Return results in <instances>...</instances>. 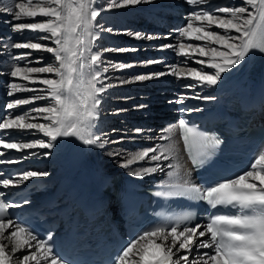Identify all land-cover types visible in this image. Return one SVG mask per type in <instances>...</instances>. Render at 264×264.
<instances>
[{
	"label": "snow or ice",
	"instance_id": "6c2138e0",
	"mask_svg": "<svg viewBox=\"0 0 264 264\" xmlns=\"http://www.w3.org/2000/svg\"><path fill=\"white\" fill-rule=\"evenodd\" d=\"M155 2L156 0H108L106 5L98 7L96 0H23V2L12 0L7 10L12 14L13 19L19 21L28 18L33 21L14 23L12 30L14 32L30 30L46 35L31 37L25 42H15L11 47L50 53L52 62L38 67L17 66L9 73L11 77H19L33 85H42L43 88L10 83L7 93L9 96L17 92H31L33 95L10 100L5 105L6 109L34 104L35 101L46 103L43 106H34L23 113L9 112L0 118V130H27L30 134L42 133L46 139L15 142L0 135V147L4 150L14 149L20 152L32 149L48 150L40 153L32 152L30 155L50 156L52 154L50 150L56 146L58 138L61 137H75L84 145L100 148L105 144L121 143L123 136L112 140L107 138L106 133H98L94 129L101 116L100 105L104 93L116 86L106 83L108 78L103 74L109 69L108 66L101 67L105 64L103 52H126L129 49L106 48L93 51L100 31L113 32L112 28H102L97 23V17L113 8ZM186 3L192 6L207 5V7H201L199 10L194 7L186 25L177 30L178 37L181 38L180 42L177 45H161V48H172L178 56L186 60H192L196 55L207 57V60L199 59L195 62L206 65L213 71H206L205 67L178 68L173 65L170 66L168 73L139 74L131 80L119 81L120 84L173 75L178 79L190 78L195 81L194 84L186 85L189 88L197 86L213 88L221 82L223 74L240 66L250 54H255L256 51L264 53V0H240L238 5L231 6L214 4L213 0H186ZM37 16L46 19L36 22ZM194 21L199 22V26L194 27ZM213 26L223 30V33L209 30ZM136 35L141 36L140 33ZM144 38L154 37L148 35ZM183 38L206 41L207 44L184 43ZM33 39L37 42H32ZM40 41H50L53 46ZM31 55L32 53H22L17 59L24 60ZM36 63L39 61L37 60ZM144 63L152 64L160 61L150 60ZM111 67L123 69L133 65L113 63ZM37 92L46 95L36 94ZM193 98L206 101L217 99L216 96L199 95ZM177 102L183 104L184 98H179ZM116 111L119 113L125 110ZM181 111L191 112L200 109H181ZM37 119H42L44 122H34ZM178 126L192 164L196 168L212 165L213 157L223 141L215 134L200 131L195 125L190 126L185 119L181 118ZM170 130L166 129V131ZM111 131L115 133L117 129L113 128ZM135 131L142 133L143 129L137 128ZM159 139L166 140L169 137L161 136ZM114 154L120 155L119 152ZM4 156L5 152L0 151V157ZM172 156L171 146L153 147L132 155L121 164V167L127 169L137 161L156 162L153 167H142L130 173L141 178L157 172H165V168H172L173 171L166 173L172 178L171 182L165 184V191L156 192V196L188 197L204 201L216 211L209 214L207 222L203 225L196 223L189 226L192 217L184 215L175 217L170 227L160 224L144 229L121 248L114 264H264V145L257 148L252 156L253 163L248 170L237 174L234 178L216 180L211 186L192 183L187 178V172L180 175L179 164L161 163L170 160ZM26 158L27 156L0 159V165L18 163L19 159ZM48 175L46 170H25L21 174H10L8 177L0 173V186L4 189L10 186L18 187L31 178ZM0 196H3V193H0ZM29 203L28 199H24L22 203H11L0 199V240H7L12 244L10 252H6L7 245L0 243V264H30V262L41 264V261L45 264H69L54 252L51 234L40 239L35 229L27 226L26 221L16 222L11 218L8 209L20 208L22 204ZM10 228L12 231L5 236L4 233ZM201 228L203 230H200ZM202 237L207 239H200ZM145 240L147 243L141 245V241ZM157 240L160 243H157ZM193 246L196 255L189 261ZM25 248L29 249L28 254L13 261L14 254ZM149 248L156 249V252L150 255ZM134 249L137 250L136 253ZM200 249H212V252L201 254ZM181 252L185 254L180 255ZM136 254L139 255L138 262L130 259Z\"/></svg>",
	"mask_w": 264,
	"mask_h": 264
},
{
	"label": "bare ground",
	"instance_id": "6f19581e",
	"mask_svg": "<svg viewBox=\"0 0 264 264\" xmlns=\"http://www.w3.org/2000/svg\"><path fill=\"white\" fill-rule=\"evenodd\" d=\"M240 3V0H213L214 4L231 6ZM23 2V0H21ZM12 0H0V118L6 116L9 112L12 113H23L26 110L34 106H43L45 101H35L34 104L22 105L15 109L8 110L5 105L15 98H27L33 95L31 92H17L13 96H9L7 93L9 91V84L12 82L25 84L28 87H34L37 89L43 88L39 84H31L29 81H24L19 77H11L9 73L14 70L19 64L21 67L31 66L38 67L50 64L46 59L49 55L47 52H38L32 49H14L11 45L15 42H25L28 38L35 37L38 35H46L44 33L32 32L30 30H23L22 32H14L12 30V24L21 22H33L31 19L23 18L19 21L13 19L12 14L8 12V7L11 6ZM108 3V0H96V6H104ZM196 7L199 10L201 7L206 8L207 5L192 6L186 3V0H156L153 4H142L136 6H127L124 8H113L111 10H106L102 12L100 16L97 17V23L102 26V28H112L113 32L109 33L107 31L99 32V39L95 42L93 51L97 49H129L126 52H103L104 65L101 67L108 66V72L103 75L108 79L106 83H112L116 86L109 88L103 95V101L100 105L101 116L97 121V127L94 131H101V133H106L108 139H118L123 136L124 139L119 144H105L103 148L90 145V150L87 151L84 144L77 140L75 137H61L58 138L56 146L51 149L50 156L44 155H30L32 152L40 153L42 151L48 150H24L22 152L12 150H4L0 147L1 151L5 152V155L9 158H21L27 156L26 159H19L18 163L11 164V168L17 166L18 164H25V170H42L39 167L41 163H45L43 166L49 173L46 177H34L29 181L24 182L18 187L10 186L8 189H4L0 186V193L3 196H9L14 194L19 188L31 187L32 190H36V195L50 194L51 191L56 189L63 180L70 174L72 169V164L74 161V156L78 154L79 151L83 153H88L90 157V162L93 166L106 171L107 173H114L116 171L124 172L129 176L138 179L149 181L152 178H166L167 172L173 171L172 168H165V172H157L151 176H145L143 178L136 177L130 173L133 170H139L142 167H153L156 162L153 161H137L125 169L121 167L132 155L149 148H159L162 146H171L173 151V156L170 160L161 161L162 164L167 165L169 163L179 164L180 168L184 165L181 156V146L178 138L174 137L173 129L171 125L164 123L163 121L153 123V121H146L148 119L154 118L158 114L157 120H162V117L170 119L172 122V117L175 113V106L180 104L177 100L181 97L184 98V103L192 101L195 106H200L205 101L203 99H195L196 95L203 96H215L218 91L222 88L228 86V82L232 80H237L242 77L248 70V64L251 60L250 57H246V61L242 63L237 68L233 69L229 73H225L222 76L221 82L218 83L213 88L197 86L195 88L186 87L188 84H194L195 81L190 78H180L178 79L173 75H164L158 78H152L146 81H134L131 83L120 84L119 81L124 79H133L139 74L148 73H159L170 71V66H177L178 68H189V67H205L206 71H213L206 67V65H199L195 61L199 59L207 60V57L194 56L192 60H186L184 57L178 56L172 48L162 49L161 45H177L180 42L177 30L180 29L181 25L173 24L174 17L176 18L180 15V21L185 23L188 22V17L193 8ZM251 10V9H250ZM46 19L40 16L35 18L36 22ZM151 19V20H150ZM150 20V21H149ZM165 20H168L166 27H161V24ZM176 20V19H175ZM141 21V26L139 31L136 30L139 27ZM147 21V23H144ZM194 27L199 26V22H193ZM145 26L151 27L153 33L145 31ZM157 26V27H153ZM171 28L168 31H163L164 28ZM164 33L161 34L160 32ZM213 31L223 30L215 28L213 26L211 29ZM140 33L141 36L138 37L136 33ZM173 36H171V35ZM151 35L153 39H146L145 36ZM173 37V38H172ZM32 42H37L34 39ZM42 43L48 44V46H53L50 41H40ZM184 43L205 45L206 41H196L183 38ZM211 47H217L216 45H210ZM22 53H32L31 56L25 57L24 60L17 59ZM166 55H165V54ZM153 54H156L155 57ZM164 55L170 58V61H161L163 58L160 56ZM44 55V56H43ZM41 58L36 63V58ZM157 58L155 60L160 61V63L146 64L144 62ZM131 64L133 67H127L123 69H113L111 64ZM41 75V74H33ZM51 75V74H43ZM36 94H45L37 92ZM140 105L145 107L141 108ZM117 109H124L125 111L117 113ZM35 115V114H33ZM27 122V121H26ZM34 122L43 123L42 119H37ZM163 126V128H159ZM109 128V129H108ZM115 128L117 132L113 133L111 130ZM143 129L142 133H137L135 129ZM107 129V130H106ZM166 129H171L166 131ZM99 133V132H98ZM0 135H4L7 140L15 142H28L34 139H46L42 133L30 134L27 130H0ZM161 136H168L169 139H159ZM155 141H160L159 145L153 144ZM119 152L120 155H115L114 153ZM152 153H150L151 155ZM101 160V161H100ZM21 174V173H19ZM18 175V174H17ZM12 229H8L4 235L8 236ZM171 239V238H170ZM200 239H207V237H202ZM160 243L159 240L156 241ZM0 243L7 245L5 251L10 252L12 244L7 240H0ZM147 243V240L141 241V245ZM140 245H138V248ZM178 247V245H177ZM35 251V249H31ZM134 253L137 252L136 249L133 250ZM150 255L156 252V249H148ZM175 251V249H173ZM193 251L196 252L193 246ZM29 249L25 248L23 251H18L13 256V261L17 258L22 257L24 254H28ZM199 252L202 254L204 252H212V249H200ZM20 254L19 257H16ZM181 252L180 255H184ZM191 254V253H190ZM196 254V253H195ZM195 256V255H194ZM193 256V257H194ZM189 256V261L193 259ZM130 259L139 261V255L136 254L131 256ZM175 259V257H174ZM30 264H35V262H30ZM41 264H45L41 261Z\"/></svg>",
	"mask_w": 264,
	"mask_h": 264
},
{
	"label": "rangeland",
	"instance_id": "374dc122",
	"mask_svg": "<svg viewBox=\"0 0 264 264\" xmlns=\"http://www.w3.org/2000/svg\"><path fill=\"white\" fill-rule=\"evenodd\" d=\"M231 2H232V1H231ZM232 3H233V2H232ZM233 4H234V3H233ZM238 4H239V3H238ZM238 4H237V5H238ZM221 15H223V14H221ZM175 19H176V20H179V19H180V15H178L176 18L174 17L173 20H175ZM144 23H147V21H144ZM185 25H186V23L183 22V21H181V27H180V28H182V27L185 26ZM140 27H142V26H141V21H140V23H139V27H137L136 30L138 29V31H139ZM153 27H157V26H153ZM170 28H171V26H170L169 28H164L163 31L166 32V31H168ZM151 29H152V28H151L150 26L147 27V28H146V26H145V31H147V32H151V34H152L153 32L150 31ZM163 31L161 32V29H160L161 34L164 33ZM137 33H138V32H137ZM166 33H167V32H166ZM170 35H171V34H170ZM171 36H173V35H171ZM172 38H173V37H172ZM212 47H214V46H212ZM164 54H165V53H164ZM153 55H154V57H155L156 54H153ZM165 55H166V54H165ZM43 56H44V55H43ZM167 56H168V55H167ZM146 58H147V56H146ZM149 58H150V57H148L147 59L149 60ZM46 59L51 63V62H52V55H49L48 57H46ZM155 59H157V58H153L152 60H155ZM160 59H161V57H160ZM169 59H170V58H168L167 61H170V60H171V59H170V60H169ZM35 60H42V59H41V58H38V56H37V58H36ZM149 61H150V60H149ZM161 61H165V62H167V61L164 60V59L161 60ZM18 66L21 67V64H19ZM157 119H158V114L155 115L154 118H152V119H148V120H146V121L149 122V121L152 120L153 123H157V122L159 123V122H161V120H157ZM159 128H163V126H159ZM108 129H109V128H108ZM106 130H107V129H106ZM97 132L101 133V131H97ZM158 143H160V141H155L153 144H155V145H159ZM161 143H162V142H161ZM161 143H160V144H161ZM100 161H101V160H100ZM195 253H196V252H194V251L192 250V252H191V254H189V256H190V257H193L194 255H196ZM19 256H20V254H19L18 256H16V257H19Z\"/></svg>",
	"mask_w": 264,
	"mask_h": 264
}]
</instances>
